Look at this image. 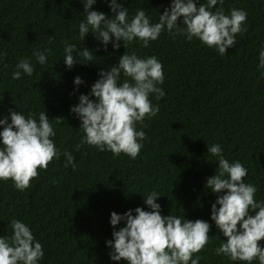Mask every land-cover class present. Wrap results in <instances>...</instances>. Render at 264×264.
Returning a JSON list of instances; mask_svg holds the SVG:
<instances>
[{
	"label": "trees",
	"instance_id": "trees-1",
	"mask_svg": "<svg viewBox=\"0 0 264 264\" xmlns=\"http://www.w3.org/2000/svg\"><path fill=\"white\" fill-rule=\"evenodd\" d=\"M196 2L199 6L207 0ZM117 3L128 9L129 20L143 8L156 23L171 0ZM219 7L247 12V32L236 35L235 46L225 55L197 38L188 41L167 30L148 47L137 40L126 48L119 41L118 50L110 42L105 49L91 32L81 40L79 23L86 15L81 0H0V53H7L0 59V119L11 123L10 111H18L26 117L35 113L38 121L45 111L56 132L57 150L71 152L76 164L75 170L65 167L61 155L47 170H39L38 179L23 192L11 180L0 182V236H11L10 221L18 219L30 226L43 246L38 264H127L110 259L106 241L125 226L121 221L113 228L110 214L123 215L137 207L150 211L144 198L155 191L162 216L210 224V243L193 256L201 257L199 264H246L215 254L226 241L211 220V206L220 194L205 185L218 169V158L208 153V147L219 144L230 163L239 161L247 168L244 182L254 185L256 200L264 202V68L258 67L264 47V0H224L223 5L218 0L212 11ZM92 10L114 15L108 0H97ZM65 44L87 47L93 61L80 62L73 52L77 63L67 68ZM45 48L47 61L40 65L33 53ZM125 52L142 59L157 57L164 74L158 85L164 97L150 96L153 106L159 105L158 114L143 121L147 127L137 123L136 130L144 131L146 139L134 160L87 144L77 149L85 134L80 119L70 111L81 94L89 95L100 71L116 66ZM21 58L30 59L34 72L28 76L21 71V78L14 80ZM77 76L83 80L78 86ZM124 79L121 74L120 82ZM259 243L264 247V240Z\"/></svg>",
	"mask_w": 264,
	"mask_h": 264
},
{
	"label": "clouds",
	"instance_id": "clouds-1",
	"mask_svg": "<svg viewBox=\"0 0 264 264\" xmlns=\"http://www.w3.org/2000/svg\"><path fill=\"white\" fill-rule=\"evenodd\" d=\"M81 2L86 13L85 20L79 23L81 40L91 32L105 49L110 42L113 49L118 50L119 41H123L126 48L137 40L142 47H148L150 41H156L167 30L169 35L182 34L188 41L197 38L225 55L227 49L235 46L236 35L247 32V12L236 8L225 12L223 7L213 12L218 0H207L199 6L196 0H171L170 7L164 9L156 23L150 21L143 8L129 20L128 9L117 0H108L114 13L111 18L92 10L97 0ZM219 3L223 5L224 0ZM48 51L47 48L34 51L40 65L46 63ZM64 52V63L69 69L77 63L73 52H77L80 62L81 58L84 62L93 61L94 55L87 47L80 50L75 44H65ZM6 55L0 53V59ZM258 67L264 68V47L259 52ZM16 69L14 80L21 78V71L28 76L34 72L30 59L25 58L19 60ZM121 74L125 77L123 82H120ZM99 77L89 95L81 94L79 103L70 109L80 119V128L85 134L76 148L87 144L115 156L123 153L134 160L143 148L141 142L146 139L144 131L136 130L137 123L147 127L143 121L155 117L160 110L158 104L153 106L150 96L155 94L159 100L165 95L158 86L164 82L163 65L155 56L142 59L135 52H125L116 66L100 71ZM82 83L79 76L74 78L75 85ZM35 115L26 117L18 111H10L11 123L7 118L0 119V125L4 126L0 131V182L11 180L21 192L32 186V180L38 179L39 170H47L61 155L66 159L65 167L76 168L71 152L57 150L53 140L56 132L45 111L39 113L38 121ZM60 118H55L57 124L62 122ZM208 153L218 158V169L207 179L205 187L220 194L211 206V220L226 238L215 248V254L231 261L252 264L258 260L259 264H264V247L259 243L264 240V202L256 200L257 188L244 182L247 168L239 161L230 163L219 144L208 147ZM159 196L153 191L144 198L150 211L137 207L123 215L110 214L113 228L125 222V226L113 231L112 239L106 241L111 249V260H124L127 264H199L201 257L193 256L210 243V224L201 219L162 216L160 205L156 203ZM10 225L12 235L0 236V264H38L44 249L30 226L18 219H12Z\"/></svg>",
	"mask_w": 264,
	"mask_h": 264
}]
</instances>
